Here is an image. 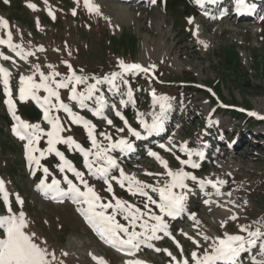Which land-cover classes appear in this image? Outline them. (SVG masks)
Masks as SVG:
<instances>
[{"label":"rangeland","instance_id":"1","mask_svg":"<svg viewBox=\"0 0 264 264\" xmlns=\"http://www.w3.org/2000/svg\"><path fill=\"white\" fill-rule=\"evenodd\" d=\"M72 1L73 5L70 3ZM197 2L198 0H167V6L164 7L159 1L155 6H144L122 4L116 0H89L90 5L98 8V11L90 12L85 7V0H0V20L4 21V24H0V37L7 43L19 46L15 48V54L0 51V57H8L5 60L11 70L10 98L15 99L16 92L20 89V77L36 78L37 67L41 73L49 75L64 71L63 64L70 61L86 72H104L115 65L114 61L118 57L123 56L125 64L128 63L127 57L131 53V43L134 42L135 51L130 60L143 69L162 68L164 73L157 75L165 83V88L160 89L156 84L148 83L145 87L150 96L142 97L138 91L130 90L125 78L117 76L113 84L106 83L107 89H102V92L99 84L96 85L97 91L92 99L96 106L89 105L95 110L98 106L95 98L103 96L105 111L109 112L113 107L127 120L129 126L132 120L137 119L138 126L141 127L139 120L151 124L154 117L160 115V104L164 103V121L169 122L171 132L167 140L160 144L164 145L163 148L145 142L144 145L136 146L137 153L132 162L116 160L117 169L108 177L112 193L106 191L108 185L105 181L102 184L89 182V186L101 197L102 203L114 205L115 196L137 208L139 206L145 209L146 197L133 195L126 183L121 187L113 177L119 178L122 169L126 175L134 176L142 183L148 181L157 186L165 185L168 178L165 169L148 153H157L172 171L175 168L172 163L174 155L179 154L185 161L189 159L181 151V147L186 146L194 153L192 163L198 165L196 168L183 165L186 173L199 181L224 183L216 184V187L205 184L206 189H199L193 186L196 182L185 180L187 187L183 195L186 199L193 195V199L186 205L188 212L185 219L168 230L170 238L165 242L158 245L152 240L159 248L160 255L151 249L144 258L150 264H178L182 260L192 263L190 251L193 246L199 245L197 254L203 256L205 251H211L214 240L223 238L225 234L243 235L241 227H249L256 218L261 217L260 223L253 227L261 233L256 244L251 248L246 246V250L239 254L244 258L243 264H253L254 261H264V255L260 252V245L264 243V214L261 215L264 211L261 201L264 198V188H260V182L264 179V124L243 122L239 120L242 118L239 114L237 119L230 114L221 113L202 92L181 91L175 89L177 86L166 83L191 81L201 87L205 84L212 85L216 90L213 84L219 82L220 101L224 105L232 104L241 108L249 106L252 113H256L252 117L259 122V117H264V19L242 23L229 18L218 19L215 14L206 15L198 10L193 15L192 9ZM28 5H34V9ZM76 7L87 12L88 16L96 14L97 17H86L82 13L80 18L75 19L73 10ZM118 8L123 9V12L127 10L129 16L119 14L116 10ZM97 18L99 23L96 22ZM189 20L192 22L189 23ZM159 38L163 39L162 45L157 44ZM21 51L31 55L26 59L22 58L17 55ZM238 61L242 66H239ZM97 79L99 78L92 77V80ZM77 85L81 87V92L86 91L85 83ZM71 87L69 84L64 88L66 95L70 93ZM159 90L166 98L163 101L158 96ZM129 91L134 103L127 102ZM7 98L0 84V151L3 148V154H6L0 156V173L5 176L0 178L4 179V185L10 190L14 200L10 202L5 199L3 192H0V199L9 204L7 207L12 214L23 212L27 224L25 231L34 234L35 241L54 254L56 259L53 264H97L93 257L102 260L103 264H120L115 256L101 248L96 234L86 231L72 208L43 202L32 191L35 181L23 169L21 146L11 139L8 132L12 117L4 106ZM121 101L126 103L120 107ZM126 106L135 107L136 112L130 115L128 110L124 111ZM68 108L71 112L75 110L71 104ZM230 113L233 116L237 114ZM64 114L72 122L68 113ZM124 120L116 113H109L103 121L95 123L97 143L101 147L108 146L109 141L101 133H106L113 142L121 139L124 131L128 132ZM211 125L222 127L229 135L239 137L240 143L234 149L227 148L225 144L211 143L210 147H215L221 154L216 151L214 154H217L211 156L210 150L205 149L208 160L200 164L196 153H203L204 144L212 140L208 129ZM142 131L141 128L139 132ZM84 134L89 139L85 128L82 135ZM215 135L223 134L217 131ZM252 136L258 138L260 144H251L249 138ZM129 138L133 140L132 136ZM136 140L139 139L136 138L134 143ZM108 156L112 157L111 154ZM56 172L63 174L64 170L61 171L60 167ZM145 191L152 197L151 189L147 188ZM148 207L153 209V213L160 215L155 205ZM108 210L109 213L113 212L111 208ZM8 214V210L4 209L0 212V217ZM118 214L122 218L119 212ZM193 215L195 221L190 218ZM232 216L236 219H231ZM188 222H192L191 225ZM204 237L208 239L205 240Z\"/></svg>","mask_w":264,"mask_h":264},{"label":"snow or ice","instance_id":"2","mask_svg":"<svg viewBox=\"0 0 264 264\" xmlns=\"http://www.w3.org/2000/svg\"><path fill=\"white\" fill-rule=\"evenodd\" d=\"M7 2V0H5ZM155 3V0H152ZM239 6L244 11H250V6L245 5L244 0H238ZM29 7L34 9V5H28ZM85 7L91 11H98V8L90 5L89 0H85ZM51 15V13H50ZM192 21L189 20V23ZM0 24H4V21L0 20ZM0 43H5V41L0 40ZM8 47L10 49L19 48L18 45H12L8 43ZM17 55H20L22 58H25L31 53H25L23 51L18 52ZM3 59H8L7 56L0 57ZM122 73L127 72H139L144 71L147 72L148 69H143L139 64H129L125 65L122 61L119 64ZM51 67V66H49ZM70 68V66H69ZM71 71V69H70ZM37 72H39V68L37 67ZM122 73H113L111 77H104L103 81L97 79L96 84L89 85L86 88L85 92L77 93L76 85L84 83L85 80L82 77H78L70 75L66 80H61L57 82L55 77L59 75V73L52 72L48 76H45L43 73H40V82L36 83L32 76L20 77V100L23 101L26 98L30 97L35 100L41 108L44 109V118L51 124V130L47 133L48 140V148L47 152H55V155L59 157L61 160V171L64 168H67L69 171L73 172L76 178L83 185L84 190L81 191L79 187L72 183V181L68 180L65 177V183L68 185L67 191H64L59 188V182L56 180L52 181V185L47 186L50 190H54L60 196H70L74 202L82 205H86V208L82 209V214L85 216L86 220L93 228V230L100 236L105 243L111 245L117 250L127 249L128 254H133L134 249H138L141 244L146 245L147 247H152L149 241L153 239H159L157 236L158 232H163L166 236L169 235L168 225L164 222L163 217H175L184 211V203L186 200V196L182 193H176L174 189H185L187 186L184 183L185 180L190 179L193 182H197L196 177L192 176L190 173H186L183 171V168L177 170L175 172L168 169V164L165 160L161 159L160 156L155 152H149L148 155L154 157L160 165L165 169L167 176L169 177V182L166 183L163 187H153L151 185L143 184L142 182L136 180L134 176H128L124 173L122 169H120V177L113 179L117 180V183L121 185V187L125 186V181L127 182L128 190L133 194H139L141 196H145L146 202L144 204L145 209L147 211H141L139 208L135 207L132 204H128L125 201H121L113 196L115 200V204L111 203H100L101 197L97 195L92 187H90L87 182L83 179V173L78 172L72 165L64 159V156L56 151L55 145L59 143L68 144L69 147H75L79 150L85 159V167L88 168L90 174H98L101 176L105 183L108 185L106 191L112 193V186L108 181V173L111 168L117 167L116 161L107 155L109 150L119 148L121 150H132V145L125 139H119L115 142L112 141L111 137L106 133H101L105 140H108V146L101 147L95 138V127L91 125L88 121L83 120L80 116H77L71 112V110L60 102L58 89L67 88L69 84L72 85L69 99L76 101L81 108L85 107V101L93 99V94L97 91V84L102 82L113 84L116 80L117 76ZM10 73L7 70L0 68V79L3 80L4 84V92L6 97H10V92L8 88V76ZM52 85H55L53 87ZM43 90L47 95L43 97V100L39 96L36 95L37 92ZM55 98L57 104L53 105L51 103L52 99ZM97 108L94 111V115L101 116L104 100L103 96L96 97ZM164 97H161L160 100L163 101ZM132 102V94L131 91L128 92V101ZM5 103L8 105L9 111L14 113V104L11 99H6ZM126 103L125 101H121V104ZM51 108L63 109L66 113H68L69 118L73 123L82 124L87 131L88 137L92 143V148L95 149V152L91 150L85 151L80 147L79 144H75L71 137L64 138L60 135L63 131V128L60 124L58 118H50L49 111ZM160 115L154 117L153 122L151 124H147L142 120H139L141 126L145 129L146 132H159L163 130V122H164V113L166 111V106L164 103L160 104ZM117 116H120L121 120H124V117L120 115V112H116ZM249 115H256V113H249ZM264 119V117H259ZM16 120H19V117H15ZM109 124H112L111 120L107 121ZM125 127L128 129V133L132 136H135L137 139H140V133L136 132L129 125L127 120H124ZM20 127L23 129L25 134H20L17 132V128H13L14 134L20 135L21 139H28V144L26 145V151L29 153L28 159L30 161H34L37 166H40V158L45 156V152H40V157H34L31 155L32 152L38 151L33 145L38 142L39 136L41 134V130L38 125H28L21 122ZM31 129L29 132L28 130ZM118 131H123V129H118ZM160 147H164V145H160ZM181 151L185 152L189 159L187 161L181 160L180 164L183 166L188 164L192 168L198 167L197 164L192 163L191 157L194 154L189 151L186 146L181 147ZM197 155H202L200 153H196ZM94 156L95 161H103V166L93 167V161H89V156ZM47 168H44V172L47 173ZM148 175H152L148 173ZM201 188L204 187L205 184H211L213 187H216V184H223V181H218L213 183L212 181H198ZM41 187H45L43 180L40 184ZM151 188L152 192H156L159 195V202L154 200L145 189ZM0 192H3V182L0 181ZM217 194H219L217 192ZM230 195V194H229ZM6 199V197H5ZM207 203V201H205ZM149 204L155 205L159 211L160 215H156L152 212V210L148 207ZM111 208L113 210L111 215H106L105 210ZM100 209V211H97ZM120 213L123 215L125 220L129 221V226L126 227L116 221V214ZM8 215L0 217V264H53L55 261L54 254L48 252V250L44 247H41L34 239V234L27 233L25 229L27 228V224L25 221V217L23 212L19 214H12L11 209H8ZM147 217V219H144ZM195 221V216L190 217ZM231 219H236L235 216H232ZM139 221V225L137 222ZM149 221H154V223H149ZM196 223H199L196 221ZM139 226L141 231L137 232L135 229ZM223 226V224L221 225ZM129 227L132 231H129ZM241 232L247 231V229L241 227ZM123 234L122 238L120 234ZM261 235L259 231L249 232L248 237L240 235H227L223 238H217L213 241L211 245V251H205L203 256H198V254L194 251L191 254V260L194 264H236L237 257L239 254L246 250V246L251 248L257 242V238ZM143 237V239H141ZM191 239L190 237H188ZM207 240V237H204ZM175 242V241H174ZM193 243H196L193 241ZM199 246V245H197ZM179 247V244H177ZM159 251V249H156ZM261 255H264V243L260 245ZM171 255V253H168ZM94 260L97 261V264H103L102 260H99L96 257H93ZM175 259V258H174ZM129 264H142L140 261L129 262ZM178 264H189L188 260H182L178 262ZM253 264H264V261L256 262Z\"/></svg>","mask_w":264,"mask_h":264},{"label":"trees","instance_id":"3","mask_svg":"<svg viewBox=\"0 0 264 264\" xmlns=\"http://www.w3.org/2000/svg\"><path fill=\"white\" fill-rule=\"evenodd\" d=\"M81 16V15H80ZM226 64L227 65H229V63L228 62H226ZM59 73V75H60V72H58ZM142 79H141V85L143 86L144 84H146L147 83V81H148V76H142L141 77ZM190 80H192V79H190ZM219 82H217L216 84H213L214 86H216V89H217V91L219 90V86L217 85ZM186 89H188V90H195L194 89V87H189V86H187V88ZM234 104H236V103H234ZM248 108H249V106H248ZM249 109H251V108H249ZM24 113H25V116L26 117H28L30 120H33V121H40V118H39V116L38 115H36L35 113H34V111H33V109L29 106H24ZM235 116H237L238 117V114H236ZM242 118H243V120L244 121H247L248 120V118L246 117V116H244V115H242ZM64 134V131H62L61 132V135H63ZM4 146V145H3ZM3 148H2V151H0V156H4V155H6V154H3ZM1 153L3 154V155H1ZM8 153H10V150L8 151ZM0 165H1V163H0ZM261 187H263L264 188V179L260 182V188ZM258 192H260V191H258ZM264 194V193H263ZM261 201L263 202V207H264V198H262L261 199ZM264 214V211L261 213V215H263ZM259 218L260 217H258V218H256L255 220H259Z\"/></svg>","mask_w":264,"mask_h":264},{"label":"bare ground","instance_id":"4","mask_svg":"<svg viewBox=\"0 0 264 264\" xmlns=\"http://www.w3.org/2000/svg\"><path fill=\"white\" fill-rule=\"evenodd\" d=\"M116 10L118 11L119 14L125 13L126 16H129V12H127V10H124V12H123V9H121V8H118V9H116ZM157 44H158V45H162V44H163V39H160V38H159V39L157 40ZM141 58L143 59V58H144V55L141 56ZM229 215H231V214H229ZM229 215H227V216H229Z\"/></svg>","mask_w":264,"mask_h":264}]
</instances>
